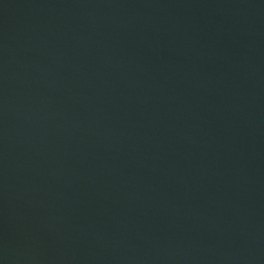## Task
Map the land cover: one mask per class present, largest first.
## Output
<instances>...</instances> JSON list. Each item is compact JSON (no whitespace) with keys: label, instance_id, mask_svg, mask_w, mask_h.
I'll list each match as a JSON object with an SVG mask.
<instances>
[{"label":"water","instance_id":"95a60500","mask_svg":"<svg viewBox=\"0 0 264 264\" xmlns=\"http://www.w3.org/2000/svg\"><path fill=\"white\" fill-rule=\"evenodd\" d=\"M2 264H264V0H0Z\"/></svg>","mask_w":264,"mask_h":264},{"label":"clouds","instance_id":"9594fccd","mask_svg":"<svg viewBox=\"0 0 264 264\" xmlns=\"http://www.w3.org/2000/svg\"><path fill=\"white\" fill-rule=\"evenodd\" d=\"M0 264H2V261H0Z\"/></svg>","mask_w":264,"mask_h":264}]
</instances>
